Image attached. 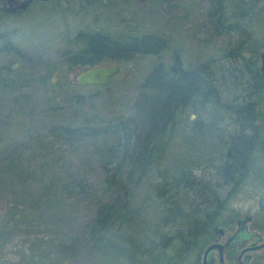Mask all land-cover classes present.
Returning a JSON list of instances; mask_svg holds the SVG:
<instances>
[{
  "label": "trees",
  "instance_id": "trees-1",
  "mask_svg": "<svg viewBox=\"0 0 264 264\" xmlns=\"http://www.w3.org/2000/svg\"><path fill=\"white\" fill-rule=\"evenodd\" d=\"M205 19L211 34L226 38L222 65L209 58L188 69L174 52L168 64L158 62L143 77L125 117L47 128L50 136L74 143L109 142L101 164L108 200L97 207L83 233L98 264H187L214 226L238 216L232 205L244 189L257 198L255 216L262 217L264 0H209ZM66 43L60 58L67 70L139 56L158 59L166 48L156 34L94 30L70 33ZM0 55L14 58L0 66V96L36 99L51 83L48 75L30 69L11 35L0 34ZM81 97L72 94L66 100L77 103ZM187 111L197 117L184 127L187 135L203 139L202 144L177 151V160L167 165L178 119ZM57 184L49 179L40 195L51 196ZM72 185L85 188L80 179Z\"/></svg>",
  "mask_w": 264,
  "mask_h": 264
},
{
  "label": "rangeland",
  "instance_id": "rangeland-1",
  "mask_svg": "<svg viewBox=\"0 0 264 264\" xmlns=\"http://www.w3.org/2000/svg\"><path fill=\"white\" fill-rule=\"evenodd\" d=\"M91 1H47L20 17L0 20V34L11 35L20 45L30 69L51 79L36 99L0 96V264H98L83 233L97 207L108 200L101 164L109 142L74 143L50 136L48 127L125 117L143 77L158 62L168 64L174 52L188 69L209 58L223 63L227 41L208 29L209 0ZM79 30L156 34L165 39L166 48L158 59L139 56L107 63L119 66L114 77L102 86H82L74 81L76 69L67 70L60 58L68 48L67 36ZM12 60L0 55V66ZM72 94L82 96L79 102L66 100ZM196 119L189 111L178 119L165 164L177 160V151L202 144L203 139L188 136L184 128ZM52 178L58 183L55 191L42 197L41 186ZM74 179L85 188L74 187ZM232 207L238 216L253 214L257 198L244 189Z\"/></svg>",
  "mask_w": 264,
  "mask_h": 264
},
{
  "label": "flooded vegetation",
  "instance_id": "flooded-vegetation-1",
  "mask_svg": "<svg viewBox=\"0 0 264 264\" xmlns=\"http://www.w3.org/2000/svg\"><path fill=\"white\" fill-rule=\"evenodd\" d=\"M47 1L54 4L74 0H0V20L20 17L36 4ZM262 212L264 213V210ZM262 212H260L262 217L261 215L256 217L254 212L234 217L228 225L214 226L211 229V237L207 238L187 264H264V215ZM243 217H249V221L238 230L237 220ZM237 230L240 231L238 234ZM231 236L236 237L232 238L229 246L224 248L227 238ZM234 240L236 242H233ZM211 245L223 246V248L220 253L216 247L212 248L204 256V250Z\"/></svg>",
  "mask_w": 264,
  "mask_h": 264
},
{
  "label": "water",
  "instance_id": "water-1",
  "mask_svg": "<svg viewBox=\"0 0 264 264\" xmlns=\"http://www.w3.org/2000/svg\"><path fill=\"white\" fill-rule=\"evenodd\" d=\"M259 70L261 73L264 72V48L260 51L259 54ZM118 72H119V66L117 64H107V65H101V66L85 68V69H76V71L74 72L76 75L74 81L78 85H82V86H102L109 79L114 77ZM248 221H249V217H243L241 219H238L237 220V225L239 226L238 230H240L244 226L245 222ZM239 232L240 231H238L237 234ZM235 237L236 236L228 237L227 242L224 245V248L228 247L229 242L232 240V238ZM233 242H236V240H234ZM215 247L218 249L219 253L221 251V248H223V246L221 247L218 245H211L204 250L203 255L205 256L208 251H210L212 248Z\"/></svg>",
  "mask_w": 264,
  "mask_h": 264
}]
</instances>
